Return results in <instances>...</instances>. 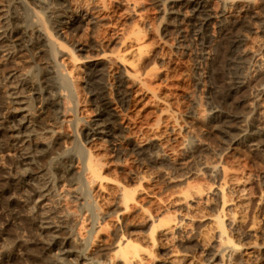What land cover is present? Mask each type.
<instances>
[{
	"label": "rangeland",
	"instance_id": "rangeland-1",
	"mask_svg": "<svg viewBox=\"0 0 264 264\" xmlns=\"http://www.w3.org/2000/svg\"><path fill=\"white\" fill-rule=\"evenodd\" d=\"M50 1L28 0L22 2L23 8L19 7L17 12L27 24L35 21L32 13L34 8L42 10L44 16L50 19V10H45V7L50 6ZM204 1L215 17L200 36L193 27L194 8L185 0H56L67 5V15L76 13L80 22L75 29L67 23L51 26L52 35L65 46L64 51L68 52L69 47H72L74 53L70 52L77 56L73 61L68 54L58 51V61H62L58 62V68L73 67V82L69 91L72 96L69 104L65 92L54 90L58 105L50 113L52 119L46 125L48 132L30 130V120L37 117L40 102H30L29 106L18 102L16 94H11L12 84L7 76L9 71L3 70V67L9 64L15 68L10 74L17 73L20 76L33 72V68L38 66L50 72L56 68L52 59L44 50H23L8 58L0 49L1 113L13 115L15 122L22 124L21 131L15 133L20 141L0 147V174L6 171L13 173L14 170L22 173L25 166L21 165L24 168L19 169L13 166L21 150L24 159L39 160L33 171H26L31 172L29 182L35 187L36 195L26 198L28 194L24 191H11L8 196L15 201V212L34 218L38 227L40 216L49 215L50 223L40 225L52 228L50 231L55 230L54 225H57L62 215L68 214L65 224L70 233H61L56 239L63 241L69 237L72 249L83 250L82 253L88 257L85 261H76L58 247H51L41 255L44 262L41 264H95L96 260L104 261L100 249L111 247L116 235L121 232L131 234L134 238L145 235L148 232L146 214L156 213L167 200L190 185L205 187L204 193L209 197L207 206H200L195 215L214 214L218 206L213 191L224 176L221 167L234 173L237 185L232 187L231 197L236 200L245 197L247 201V209L242 211L243 222L237 231L231 232L232 237L241 243L253 242L258 246L255 252L248 255L244 264H264V90L261 95L258 94L260 87L264 86V77L256 74L251 66L244 67L241 72L246 75V83L223 100L222 95L231 82L228 65L231 52L217 27L222 0ZM14 2L18 0H12L11 4L16 5ZM236 3L239 6L237 11L229 12V15L232 20L243 19L247 24V28L242 31L245 38L243 47L250 51L252 58H257L264 50V29L260 26L264 18V0H236ZM246 7L248 10L245 11ZM7 8V0H0V33L1 17ZM89 18L95 22H89ZM67 20L65 16L61 19L63 22ZM137 28L142 30L146 54L142 70L146 74V83L139 86L133 80L129 90L130 102L122 105L115 99L112 109H109L112 115L107 117L116 124V136L121 138H100L99 135L87 143L84 136L87 126L100 131L97 124L101 126L106 117L105 114H99L98 99L93 94L97 91L96 86L89 81L90 70L103 69L102 81L111 88L113 94L117 77L124 75V67L117 56L122 43ZM34 36L33 33H27L29 41ZM41 37L46 38L44 32ZM50 78V81L58 82L56 75L51 74ZM254 107L256 112L251 113ZM233 114L238 119L233 127L225 129L222 121ZM152 136L158 137L159 146L148 140ZM57 138H60L59 144L49 149L45 156L39 157L44 146L52 144L53 139ZM138 143L143 144V148L148 147L145 149L147 157L136 153ZM83 144L90 147L94 156L103 162L106 181H122L136 171L145 170L151 174L152 180L142 183L140 205L119 215L118 209L111 203L109 191L91 192L86 184L84 186V179L83 185L75 183L73 178L82 176L83 172V163L77 159L76 146L83 147ZM157 148L171 157V164L149 161L156 156ZM66 153L73 156L70 176L58 177L52 165L59 154ZM143 160H148L147 164ZM215 167L217 174L212 171ZM44 182H47L46 185ZM128 183L131 186L136 184L131 180ZM44 187L49 189L44 191ZM38 193L44 195L39 196ZM94 200L99 203L100 209H95ZM176 208L172 204L169 206L170 212ZM4 220L0 219V264H7L1 258L10 252L13 239L24 240L29 236L28 228L21 218L10 219L9 225H5ZM198 222L187 226L189 232L185 233L184 236L188 234L186 238L183 236L185 239L181 238L183 242L173 240L170 243L158 242L152 247L148 245L152 256L146 260V264H169V250H175L178 255L189 250L195 264H206L214 243L210 239L208 242V238L204 242L194 238L197 226L204 221ZM96 223L103 227L98 233H95L99 227ZM38 229L34 227L31 231L34 239L46 244L49 233L45 230L38 235ZM31 254L40 255L37 251ZM214 262L220 263L218 258ZM226 264L239 263L232 257Z\"/></svg>",
	"mask_w": 264,
	"mask_h": 264
},
{
	"label": "bare ground",
	"instance_id": "bare-ground-1",
	"mask_svg": "<svg viewBox=\"0 0 264 264\" xmlns=\"http://www.w3.org/2000/svg\"><path fill=\"white\" fill-rule=\"evenodd\" d=\"M27 1L28 0H18V2H14L16 5H12V0H7V11H5V14L3 15V17H1L2 31L0 33V49L4 53V56H7L8 58H11L13 55H16L17 53L23 50H44V52L52 59L53 65L56 66V68H52L53 70L51 69L50 72H45L46 70L44 71V67L38 66V68H33V72L23 76L16 75L17 73L10 74V72H13L15 68L10 66L9 64L5 66V68L3 67V70L8 69L9 71V74L7 76L8 81L10 82V84H12L11 89L13 90V92L11 94H16L18 102H21L23 104L26 103V106H29L30 102L33 101L40 102V106H38L39 110L37 117L35 119L30 120V130H43L48 132V130L46 129V125L49 120L52 119L50 117V113H53L52 109H55V107L58 105L55 99L54 90L59 89L61 92H65L67 103L69 104L70 97L72 96V93H69V91L73 82V67L69 68L63 65L64 68H58V62L62 63V61H58V51L60 50V52L62 51L68 54V57H70L73 61L76 59L77 56L73 55L74 48L72 47H69L68 52L64 51L65 46H63L61 42H58V40H56L57 38H54L55 36L52 35V25L67 23L70 27L75 29L77 28V26H79L80 18L76 13L67 15V5L63 2L59 3L56 2V0H51L50 6L45 7V10L49 9L50 14H52L50 15L52 16L50 18L51 20L47 19L44 16L42 10H37L34 8L32 13L35 18V21L32 24H27L26 21H24V18H22L17 12V9L19 7L21 9L23 8L22 2ZM185 1L187 4H190L194 8V10H192L194 11L193 27L195 28L194 31H196V34L201 36V34H203L204 30L209 25L210 21L215 16H213L208 10L204 0ZM238 7L239 6L236 3V0H222V7L220 8L218 13V31L223 37H225L227 41L226 44L230 48L231 52V56L228 59V65L230 67L229 69L231 74V82L228 86H226V91L222 95L223 100H225V98H228L232 93H236L237 91H239L240 88H242L243 85L246 83V75H243L241 72L244 67L251 66L253 68L252 70H254L256 74L261 76V78L264 77V50H262L260 56H257V58H252V55H249L250 51L246 50V48L243 47L245 38L243 36L242 31L243 29L247 28V24L244 22L243 19V21L241 19L239 21L232 20L231 16L229 15V12L237 11ZM244 10L246 11L248 10V8L246 7V9L244 8ZM64 16L68 19L66 22L61 21ZM91 19L92 18H89L88 21L94 23L95 21H92ZM260 26L262 29H264V18L260 21ZM132 31V35L126 38V41L122 43L121 52L117 56L120 64L124 67V75L120 74L117 77L116 86H114L115 88L113 90V94H111V88L102 81V77L104 76L103 69L99 68L90 70L89 81L91 85L93 84L96 86L97 91L93 94L96 95V98L98 99L100 111L99 114L102 116L104 114L106 117L108 115H112V113L110 112L111 110L109 111V109H112L111 105L114 103L115 99L118 101L119 104L122 105H126L128 102H130L129 90L130 87H132L130 84H133V80L134 82L136 81L139 86H144L146 83V74L142 72V70H144L143 59L145 57V48L143 45V37L141 35L142 30L137 28ZM28 32L33 33L35 35L34 38L30 41L27 38ZM43 32L46 38L41 37V34H43ZM70 51H72L73 53ZM51 74L56 75L58 77V82L55 83L50 81ZM131 80L132 83H130ZM263 88L264 86L260 87L258 91L259 95H261V93L263 92ZM23 93L26 94V96ZM20 97H24L23 99H26L28 101H22L23 99H21ZM2 110L3 107L0 99V147H7L8 145H10V143L14 144V142L20 141L16 134L21 131L22 124L16 123V119L13 115H3L1 113ZM254 112H256V107L251 110V113ZM106 117L102 121L101 126L97 124V127L101 129L100 131H97V128H94L92 126H87V131L84 133V136L88 141L87 143L92 140L94 141L99 135L101 136L100 138H102L103 136L117 139L121 138V136L119 137V135L116 136V130L118 129L116 124L113 121L109 120L108 117ZM237 119L238 116L233 114L224 118L222 124L225 129H230L234 126L233 123ZM240 130L244 131L243 129ZM225 132H227V130ZM59 139L60 138H57L56 140L53 139V143L51 142L52 144L45 145L44 149L41 150L42 152L40 153L39 157L43 155L45 156V153L49 149L53 148L55 145L57 146L59 144ZM148 140L155 146H159L157 136H152ZM83 145V147L76 146V152L78 155L77 159L79 163H83V172L82 176L80 175L73 178V180H75V183H80L79 186L81 185V183L83 185L84 179V186L86 184V187L91 192L109 191L111 193V203H113L115 208L118 209L119 215L125 214L132 208L136 207L137 205H140L139 194L143 190L142 183L147 181L149 182L150 180H152L153 177L151 176V174L146 173L145 170L142 172L136 171L132 172L131 175L125 180L121 181L114 179L106 181V177L103 175V162L94 156V154L91 152L90 147H86V144ZM142 145L143 144L138 143V145L136 146V148L138 147L136 153L140 154L141 157L142 155H146L145 149L148 148H143ZM156 150V156L152 159L150 158L151 160H149L151 161V163H163L167 165L172 163L171 157H169V155L165 153V151H158V148ZM34 151L37 152V150ZM147 156L148 155H146V157ZM151 156L152 155L150 154L149 157ZM16 157L17 160L14 161L13 166L19 169L22 167L21 165H23L25 166V168L22 167L24 168L22 173L14 172V170L13 173H7L6 171V173L4 172L0 174V219H5V225H9L10 219L21 218L24 221L23 224L26 226V228H28L29 236L27 239L24 240L13 239V244L10 252L4 255L1 259H3V261L7 264H41L43 262V258L41 255L51 247H58L59 250L64 251L63 253H65V255H67L68 257L73 256L72 258H74L76 261L82 262V260H87L88 257H86L82 253L83 250L79 251L72 249V244L71 240L69 241V237L64 238L63 241H58L56 239L57 236L61 233H70L69 227H67V224H65L67 221L68 214H66V216L62 215L57 221V225L53 224L55 230L50 231L52 228L40 225L44 222L50 223L49 215L40 216L41 218L38 219V227L37 222L34 218L32 219V217L29 216L25 217V215L22 216L23 214L21 215L20 212H15V201L10 199L8 195L11 191H24L26 192V194H28L26 198H30L34 194L36 195L37 191L35 187L29 182L32 178L31 172L27 173L26 171H33L36 168L37 161H39L36 160L35 162L31 159H24L22 150L18 152ZM72 161L73 156L69 153L61 155L59 154V156L54 160L52 165L54 174H56V176L58 177L68 178L72 169ZM146 161L148 160H143L145 164H147ZM221 170L222 172H224V176L223 178H221V182L214 186L213 191V194L217 201L216 204L218 206V209L214 214L195 215L196 211L200 206H207L206 204L208 203L209 197H207L204 193L205 187H201V185H190L185 191H179L177 194L171 197V199H166L167 202L161 205L158 209L159 211L157 210L156 213L146 214L147 216L145 220V226L148 227V232L145 235H139V237L137 236L134 238L131 234H125L122 232L119 233V235H116L115 241L111 244V247L107 249H100L101 255L105 257V260H96L94 263L146 264V262L149 260L148 258H151L152 256L151 251L147 248L148 245L152 247L155 246V244H157L158 242L162 241V243L168 241L170 243V241L173 240L182 241V239H185L188 236V234L184 236L185 233L189 232L186 229L189 227L190 224L192 225V223L195 221L204 222L202 224L200 222V226H197L196 232H194V238L197 241H203L208 238V242L212 240L214 243V245L212 246L213 251L211 252V257L209 259H206V264H216L214 260L217 258L220 262L218 264H226V262L229 261L232 257L236 258L239 264L246 263L248 255L255 252V250L258 249V246L253 242L241 243L238 240L233 239L231 232L233 230L237 231V228L239 227L241 222H243L242 211L246 208L247 201L244 200L245 197L242 199L240 198L239 200H236L231 197V189L236 184V181L233 177L234 173H229L228 171H226L225 167H221ZM212 171L217 174L216 167ZM129 180L135 181L136 184L134 186H131L128 183ZM46 183L47 182H44V185H46ZM48 189V187H44V191H47ZM206 189L208 188L206 187ZM41 195L43 196L44 194L40 193L39 196ZM158 201H160V198ZM94 204L95 209H100V205L99 203H97L96 200H94ZM171 204L177 207L173 212H170L169 210V206ZM43 213L45 214L47 212L43 211ZM34 227L39 228L38 235L43 234L44 231L47 230L49 236L46 244L34 239V236L31 233ZM101 228L103 227L99 226L95 233H98L99 230H103ZM94 237L95 234L92 237V241L94 240ZM184 247L186 249V246ZM32 251H37L38 253H40V255H33L31 254ZM188 251L184 250L182 255H178L175 250H169L170 254L167 262L169 264H180L181 262L182 264H195L194 256H191L192 254L190 255ZM90 259L92 258L90 257ZM75 260L74 262H76Z\"/></svg>",
	"mask_w": 264,
	"mask_h": 264
}]
</instances>
